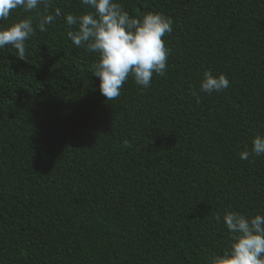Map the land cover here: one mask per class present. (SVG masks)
Here are the masks:
<instances>
[{
	"label": "trees",
	"instance_id": "trees-1",
	"mask_svg": "<svg viewBox=\"0 0 264 264\" xmlns=\"http://www.w3.org/2000/svg\"><path fill=\"white\" fill-rule=\"evenodd\" d=\"M116 2L173 31L166 75L112 101L67 36L81 0L0 21L55 16L28 60L0 49V264H205L230 246L226 211L264 214V155L239 156L264 134V0ZM206 70L229 87L200 92Z\"/></svg>",
	"mask_w": 264,
	"mask_h": 264
},
{
	"label": "clouds",
	"instance_id": "clouds-1",
	"mask_svg": "<svg viewBox=\"0 0 264 264\" xmlns=\"http://www.w3.org/2000/svg\"><path fill=\"white\" fill-rule=\"evenodd\" d=\"M49 0H0V21H6L12 10L22 9L31 13ZM85 11L79 15L68 13L67 36L76 47L99 54L91 66L92 74L99 79V91L107 101L121 95V88L131 76L142 89L150 87L153 75L164 76L170 49L163 37L173 31V19L159 12H149L142 17L131 16L116 0H81ZM60 12L56 10V16ZM55 19L52 14L40 17L34 26L31 16L10 25H0V49L11 45L20 60H28L26 41ZM226 74L214 75L211 70L203 73L200 92L211 95L229 87ZM196 102L199 94L193 90ZM127 144V141H125ZM250 155H264V134H256L251 152L239 153L240 159ZM219 221L220 215L216 216ZM223 222L230 233V246L220 254L207 258L205 264H264V214L246 215L226 211Z\"/></svg>",
	"mask_w": 264,
	"mask_h": 264
}]
</instances>
